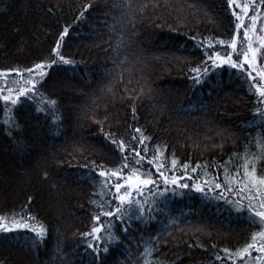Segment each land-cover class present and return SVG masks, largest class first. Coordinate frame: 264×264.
<instances>
[{"label": "trees", "instance_id": "1", "mask_svg": "<svg viewBox=\"0 0 264 264\" xmlns=\"http://www.w3.org/2000/svg\"><path fill=\"white\" fill-rule=\"evenodd\" d=\"M236 4L249 5L244 26L259 51L257 67L264 68L263 23L259 19L257 25L256 20L253 32L250 20L264 13V5L260 0L254 8L251 0ZM88 5L92 7L84 11ZM234 11L239 15L241 7H229L228 0H0V71L6 73L0 85L6 80L9 87L24 86L9 70L54 58L52 49L65 26L69 32L60 51L74 61L47 68L43 87L37 85L45 99L57 101L55 108L49 109L39 95L20 98L14 109L20 127L11 136L3 124L7 113L0 100V216L8 226L15 220L48 229L46 242L37 248L27 227L0 232V264H129V257L135 262L143 250V241L157 235L160 250L151 259L161 264H259L255 257L260 253L254 250L244 259L236 255L261 230L248 211V200L241 199L247 193L215 189L214 183H224L225 168L230 179L236 170L242 174L246 151L259 155L256 137L264 136V122L254 113L264 105H258L250 91L247 66L212 67L208 61L210 74L200 84L190 72L205 66L206 51L231 52L217 41L230 42L237 34ZM243 31L237 51L247 48ZM136 128L150 137L139 145L147 147V159L159 146L169 166L165 175L189 188L176 187L174 194L175 186L169 184L152 221H131V245L120 221L113 219V231L124 243L108 245L109 252L97 259L87 248L92 238L84 239L83 234L94 225L107 228L109 218L101 217L99 224L93 220L100 209L91 201L101 200L96 194L99 169L93 162L104 170L119 167L122 153L105 133L130 141L139 136ZM123 155L133 167L132 153ZM172 159L177 160L175 169ZM183 164L189 168L184 170ZM148 170L163 188L155 167L145 160L140 171ZM260 172L264 174V168ZM205 181L207 194L196 192L193 184L203 187ZM145 198L153 199L147 190L137 197ZM237 202L244 211L235 210ZM100 235L106 237L107 232ZM57 243L61 251L54 256Z\"/></svg>", "mask_w": 264, "mask_h": 264}, {"label": "snow or ice", "instance_id": "2", "mask_svg": "<svg viewBox=\"0 0 264 264\" xmlns=\"http://www.w3.org/2000/svg\"><path fill=\"white\" fill-rule=\"evenodd\" d=\"M228 5L229 7H232L233 5L241 7L236 4V0H228ZM260 5H264V0H260ZM251 6L253 8L256 7L255 0H251ZM90 7H92V5L86 6L84 11H87ZM84 11L80 13V17H83ZM242 11L244 15H247L249 12V5H244L242 7ZM233 15L239 21V23L235 25L237 34L232 37L230 42H226L224 40L217 41L220 45L227 44V47L231 49V52L224 51L222 53L221 51H214L212 54H209L206 51L205 56L207 59L202 62L205 66L198 65L190 69V72L194 74L192 79L196 84L203 82V79L210 74V68L209 66H206L208 61H211L212 67L229 65L233 69H243L247 66V77L252 81L250 84V91H253V94L257 96V104L264 105V68H258L256 66L258 49L253 48L252 46L249 29L244 26L243 16L237 15L235 11L233 12ZM250 20L251 31L255 32L257 16H251ZM242 28L244 29L243 39L244 41H247L248 44L246 49L237 51V39ZM68 32L69 27L65 26L63 31L60 33V38L56 41L55 47L52 49V56L54 58L50 61L35 63L32 67H28L23 70L19 68L9 70V73L14 71L15 74L20 77L24 86L12 88L7 85L6 80L2 85H0V100L4 102L5 111L7 113V118L3 121V124L8 129L9 136L12 135V130L14 128L19 129L20 127L15 118L14 109L15 106L21 102V97L34 99L37 95H39L40 100L44 102L49 109L55 108L57 101L51 98L45 99L43 92L40 91V88H38L37 85L43 87V82L48 75L46 69L50 68L57 62H61L63 64L74 63V61L67 59L60 51L61 41L68 35ZM192 39L195 40V37H192ZM202 43L203 42H201V44ZM207 47H212L211 41H209ZM260 47L264 48V37L260 38ZM233 54L236 55V59H233ZM24 73H27L26 77ZM253 73H255V75H253ZM0 77H6V73L0 71ZM17 83H19V81H17ZM5 92L7 94H5ZM37 111L43 112L45 109L38 108ZM132 111L135 115L134 107ZM254 116L259 117V119L264 122V108L257 107ZM135 132L138 133L139 136L133 135L130 141L117 139L113 133H105V139L110 141L112 145H115L122 153L124 162L119 167L104 170L103 165H95V162H93L94 168L99 169L95 172V175L100 178V191L96 194L101 197L100 201H91V203L100 209L99 214L93 215V220L99 224L101 217L109 218L107 228H105L103 224H99V226L94 225L90 232L83 234L84 239H87L88 237L92 238V240L88 241L87 248L91 249L92 252L95 253L97 259H99L102 253L107 254L109 252L108 245L113 243L122 245L124 243V241H122L113 231V219L120 221L122 225L121 231L124 233L128 244L131 245L132 241L128 239L131 221H143L145 225L152 221L154 219V212L161 211L157 205V201L160 197H164L169 192V184L175 186L172 189L174 194L176 187L179 189L189 188L187 183H179L177 177L173 176L169 179V177L165 175L164 170H168L169 166L165 162V158H162L163 153L159 146H157L155 154L152 158L147 159V147L141 149L139 148V145H143L145 141L150 139V137L144 136L143 131L140 128H136ZM256 147L259 150V155L256 153H248L246 151L244 163L242 165V174L240 170H236L235 175L230 179L227 168H225L224 183H214V188L221 189L222 187H226V190L229 192L237 191L239 193H247V196H242L241 199L248 200V211L251 213L254 223L256 220L259 221L261 230L254 233L251 237V242L247 243L245 247L236 253V255L241 259H244L251 256L252 251L254 250L257 253H260V255L255 257V260L259 261V264H264V174H261L260 172V169L264 168V136L259 134L257 135ZM126 152H131L134 157V166L131 168L127 162V155H123ZM142 152L144 155H142ZM145 160H147L149 165L155 167L156 172L159 174L161 182L164 185L163 188H161L160 183H157V181L153 179V174L150 170L143 172L140 171L142 162ZM170 165L171 169H175L177 167V160L172 159ZM85 167H87V165H85ZM199 167L200 165H197L196 168L192 169V171L195 172ZM182 168L187 170L189 165L183 164ZM126 169L128 170L127 172L125 171ZM45 178H47V173H45ZM233 183L238 185V187L235 189L231 187L230 185ZM207 186V181H205V186L203 187L200 184H193L194 190L201 193H205V187ZM145 190L151 194L153 199H137V197L143 196ZM133 193H135L136 196H134ZM180 194L182 195L183 193L181 192ZM206 194L207 193H205V195ZM109 196L110 199H106V197ZM216 198L219 199L220 196L218 195ZM253 201L258 203L260 210H257V205L254 204ZM225 202L233 203L227 198H225ZM146 205L147 208L145 207ZM235 210L237 212H242L244 211V207L237 202ZM29 219L34 220L35 217H30ZM4 221L5 217L0 216V232H11L22 227L29 228V230L34 233L32 241L33 248L42 246L47 240L48 229L42 224L38 227H32L29 224H22L13 220L12 225L8 226ZM105 231L107 232V236L102 237L100 233ZM141 239H143V237H141ZM96 242L104 244V246L101 248ZM159 243L160 237L158 235L155 237H149L148 240L143 241V250L139 253L135 262H132L131 257H129V264H161L160 261H154L151 259L154 255L159 253ZM60 251L61 249L59 247V243H57V245L54 246L53 255H58ZM224 252L227 253L228 249H224ZM141 257L143 258L142 261L140 259ZM217 259L219 260L221 257L217 256Z\"/></svg>", "mask_w": 264, "mask_h": 264}, {"label": "rangeland", "instance_id": "3", "mask_svg": "<svg viewBox=\"0 0 264 264\" xmlns=\"http://www.w3.org/2000/svg\"><path fill=\"white\" fill-rule=\"evenodd\" d=\"M238 5H239V4H238ZM243 6H244V5H241V13H240L239 15H240V16H243V18H244V23H245L247 19H246V15H244V13H243V11H242V7H243ZM249 11H250V10H249ZM248 14H249V12L247 13V16H248ZM259 19H260V21H259ZM258 21L263 23V26H262L261 28H262V30H263V32H264V13H261V14L258 15V17H257V25H259ZM247 22H248V21H247ZM257 25H255L256 29H257ZM258 52H259V51H257V56H258ZM233 58H234V56H233ZM256 66H258V64H257ZM258 68H260V67H258ZM133 195H134V193H133Z\"/></svg>", "mask_w": 264, "mask_h": 264}]
</instances>
